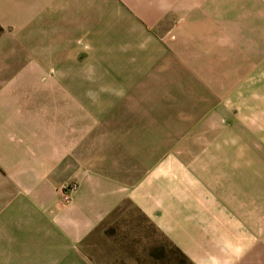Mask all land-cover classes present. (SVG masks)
Here are the masks:
<instances>
[{"label": "crops", "instance_id": "obj_1", "mask_svg": "<svg viewBox=\"0 0 264 264\" xmlns=\"http://www.w3.org/2000/svg\"><path fill=\"white\" fill-rule=\"evenodd\" d=\"M214 1L0 0V264H119L135 256L122 242L144 223L190 264H264V224L232 200L242 185L217 183L213 152H167L166 108L88 106L86 75L71 72L87 49L197 33L204 6V32L232 33ZM242 1L254 10L239 16L264 18V0ZM119 212L111 238L83 251Z\"/></svg>", "mask_w": 264, "mask_h": 264}, {"label": "rangeland", "instance_id": "obj_2", "mask_svg": "<svg viewBox=\"0 0 264 264\" xmlns=\"http://www.w3.org/2000/svg\"><path fill=\"white\" fill-rule=\"evenodd\" d=\"M214 3L215 20L223 10L230 12L232 33L204 32V6L197 33L178 38L169 34L167 44L155 48L146 47L150 44L146 41L131 43L134 47L125 41L114 43L123 47L87 49L86 63L71 65V72L86 75L88 106L114 105L124 110L131 106L139 116L143 106L166 108L162 116L167 123V152L178 147L184 153L213 152L217 183L242 185L240 193H231L232 200L245 204L240 211L247 213L248 223L264 224V18L256 14V22L253 17L254 1ZM239 8L253 9L252 14L239 16ZM112 115L126 120L129 113ZM218 212L223 210L216 208ZM232 212L240 213L237 208ZM120 215L116 213L92 233L82 250L86 244H100V238H111L112 222ZM143 235L145 241L139 239ZM134 236L137 239L131 240ZM134 236L122 244L131 253L136 250L135 256L119 264H179L174 246L159 238L151 226L136 224ZM110 248L109 243L104 245L106 254L112 253ZM155 250L163 259L150 256Z\"/></svg>", "mask_w": 264, "mask_h": 264}, {"label": "built area", "instance_id": "obj_3", "mask_svg": "<svg viewBox=\"0 0 264 264\" xmlns=\"http://www.w3.org/2000/svg\"><path fill=\"white\" fill-rule=\"evenodd\" d=\"M77 189V184L76 183H69L59 189L61 201L63 203H68L70 200V194L74 192Z\"/></svg>", "mask_w": 264, "mask_h": 264}, {"label": "trees", "instance_id": "obj_4", "mask_svg": "<svg viewBox=\"0 0 264 264\" xmlns=\"http://www.w3.org/2000/svg\"><path fill=\"white\" fill-rule=\"evenodd\" d=\"M174 251H175V254L177 255L176 260L177 262H179V264H190L188 260L184 257V255H182L176 248H174ZM150 256L155 260L163 259V255L158 254L157 250H155V252Z\"/></svg>", "mask_w": 264, "mask_h": 264}]
</instances>
